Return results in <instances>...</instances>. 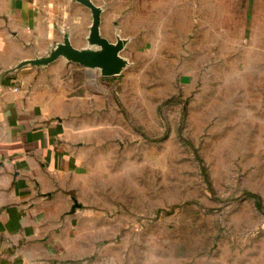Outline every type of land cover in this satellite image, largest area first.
<instances>
[{
  "label": "rangeland",
  "instance_id": "rangeland-1",
  "mask_svg": "<svg viewBox=\"0 0 264 264\" xmlns=\"http://www.w3.org/2000/svg\"><path fill=\"white\" fill-rule=\"evenodd\" d=\"M95 1L131 63L109 77L81 263L264 264V0Z\"/></svg>",
  "mask_w": 264,
  "mask_h": 264
},
{
  "label": "crops",
  "instance_id": "crops-1",
  "mask_svg": "<svg viewBox=\"0 0 264 264\" xmlns=\"http://www.w3.org/2000/svg\"><path fill=\"white\" fill-rule=\"evenodd\" d=\"M91 22L77 0H0V255L13 264H82L102 239L87 227V172L114 82L64 57L5 75L65 29L86 45Z\"/></svg>",
  "mask_w": 264,
  "mask_h": 264
},
{
  "label": "water",
  "instance_id": "water-1",
  "mask_svg": "<svg viewBox=\"0 0 264 264\" xmlns=\"http://www.w3.org/2000/svg\"><path fill=\"white\" fill-rule=\"evenodd\" d=\"M91 9L92 22L86 36L87 44L81 47L74 45L71 32L65 29L63 39L56 42L48 53L22 60L14 67L5 71V75L13 74L25 66H46L60 57L66 58L70 63L85 67L96 68L107 77L121 75L130 65V59L124 55V50L130 41L129 37L116 32V38L111 39L102 32L103 13L105 6L95 0H77ZM76 205L78 206V202Z\"/></svg>",
  "mask_w": 264,
  "mask_h": 264
},
{
  "label": "trees",
  "instance_id": "trees-1",
  "mask_svg": "<svg viewBox=\"0 0 264 264\" xmlns=\"http://www.w3.org/2000/svg\"><path fill=\"white\" fill-rule=\"evenodd\" d=\"M250 195H252V196H255V197H257L258 198V204H260V199H261V197L258 195V194H256V193H252V192H248Z\"/></svg>",
  "mask_w": 264,
  "mask_h": 264
}]
</instances>
